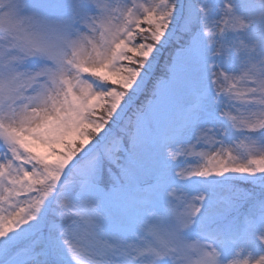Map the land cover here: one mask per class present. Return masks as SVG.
<instances>
[{
    "label": "snow or ice",
    "instance_id": "obj_1",
    "mask_svg": "<svg viewBox=\"0 0 264 264\" xmlns=\"http://www.w3.org/2000/svg\"><path fill=\"white\" fill-rule=\"evenodd\" d=\"M0 151V264H264V0H0Z\"/></svg>",
    "mask_w": 264,
    "mask_h": 264
},
{
    "label": "trees",
    "instance_id": "obj_2",
    "mask_svg": "<svg viewBox=\"0 0 264 264\" xmlns=\"http://www.w3.org/2000/svg\"><path fill=\"white\" fill-rule=\"evenodd\" d=\"M167 55H168L167 50L163 51V52L160 54V63H159V66L157 67V75H159V74L161 73L162 66H163V64H164V61H165Z\"/></svg>",
    "mask_w": 264,
    "mask_h": 264
},
{
    "label": "rangeland",
    "instance_id": "obj_3",
    "mask_svg": "<svg viewBox=\"0 0 264 264\" xmlns=\"http://www.w3.org/2000/svg\"><path fill=\"white\" fill-rule=\"evenodd\" d=\"M140 2H143V0H140ZM4 152L3 151H0V158H2L3 156H4ZM0 162H2V160H0ZM21 199H23V197L21 198ZM258 258V257H257Z\"/></svg>",
    "mask_w": 264,
    "mask_h": 264
}]
</instances>
